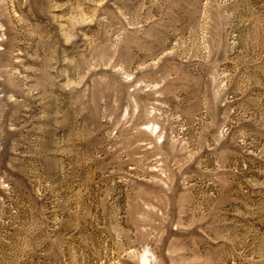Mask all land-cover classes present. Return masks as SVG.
<instances>
[{
  "label": "rangeland",
  "instance_id": "374dc122",
  "mask_svg": "<svg viewBox=\"0 0 264 264\" xmlns=\"http://www.w3.org/2000/svg\"><path fill=\"white\" fill-rule=\"evenodd\" d=\"M0 264H264V0H0Z\"/></svg>",
  "mask_w": 264,
  "mask_h": 264
}]
</instances>
